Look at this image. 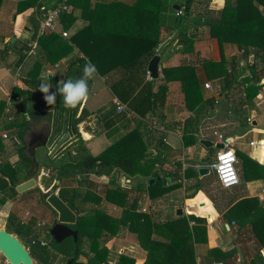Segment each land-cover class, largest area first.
Segmentation results:
<instances>
[{
  "label": "crops",
  "instance_id": "crops-1",
  "mask_svg": "<svg viewBox=\"0 0 264 264\" xmlns=\"http://www.w3.org/2000/svg\"><path fill=\"white\" fill-rule=\"evenodd\" d=\"M19 1L0 0V117H6L7 121L5 120L3 124L10 135L8 139L2 140L4 146L2 151L11 153L7 165L9 166L11 163V168L19 160V153L14 150V147L21 148L20 146H22L18 141V136L22 137L25 145H33V139L45 140L47 131L50 129L52 116L55 114L57 124L59 119L61 124L62 118L65 116L56 107V103L48 105L44 99V93L38 89L33 90L30 85L24 82L22 77H44L46 82L52 86L50 92H55L54 82L57 85L59 81L64 80L65 66L71 58L80 56L84 57L87 62L90 61L88 56H85L78 47L74 46L67 55L56 63H52L45 58L43 48L37 42V46L31 53H28L25 61L19 66L14 65L13 61L16 58L17 50L23 41L30 39L34 26L37 24L33 16L41 17L35 7L17 12ZM43 1H46L45 5H49L48 10L53 8L52 5L55 0ZM144 1L155 3V0H88L91 9L85 13L86 15H83L81 8H76L75 19L67 27L64 26L59 15L55 19V28L53 29L68 39L86 25L92 24L96 34H105L108 38L107 44L98 43L95 47V61L91 63L96 66L97 73L92 78L88 99L83 102V106L90 113L96 112L99 119L94 131H92L93 134L89 137L90 141L81 140L78 147L84 149L86 147L91 154L99 155L112 145L117 137L136 127L135 129L142 134L147 145V154L144 158H150L153 162L152 166H148L145 172L149 173L156 169L158 175L147 174L144 176L139 174L131 179L136 180L140 177V181L133 183L143 182V180L148 182V179L153 177L155 181L160 179L166 185L174 184L158 197L150 198L154 203V210L157 211L154 214L159 215V218H154L152 211L146 208L148 196H145L144 208L136 210L134 223V226L137 227L135 233L138 237L136 244L131 245L129 240H119V242H126L123 250H125L124 247L128 248V251L133 248L132 256L136 260L135 264H143L144 261H149L152 264H174L165 257L169 243L160 233L164 231L162 225L165 221L173 220L177 224V222H183L178 219L184 217L188 219V226L191 229L202 225L206 227L205 229L199 228L196 239H192L197 264H240L238 246L242 250L246 264H264L258 257L262 255L264 258V248L259 250L258 241L251 231L250 225L241 227L238 231L240 221L235 215L228 214V210L233 205L249 197L257 198L256 201H253L250 212L259 206H264V177L261 176L262 168L259 166V164H264V79L257 94L248 100L246 105L247 119L242 122L241 116L233 111L232 99L239 101L245 95L243 93L244 86L238 82L231 86V101L229 98H225L223 94L219 95L217 91L223 82V75H221L223 64L226 63L228 71H231V61L240 60L244 49L240 50L235 42L223 41L221 43L217 37L210 35L208 26H201L198 29L197 38L192 40L187 48L174 49L162 57L157 78H152L149 75L147 55L144 52H138L137 47L139 46L134 44L132 39H124L129 45L125 46V50L120 51L118 56L114 48L116 50L119 48L114 46L113 39L110 37L112 34L121 32L134 35H151L153 31L160 29L161 42L156 48L157 50L177 33V29L169 33L167 30V26L175 14L171 9H167V5L171 1L174 4L173 0H167L166 3L156 0L158 7L163 9L166 6L165 10L159 11L157 14L142 9L141 3L145 4ZM223 5L224 0H198L194 6V13L208 11L210 14L219 15ZM63 31L67 32L66 36L63 35ZM90 39L93 40V38ZM8 43L10 50L7 51L6 45ZM249 57L251 58V55ZM117 61L118 63H115ZM206 61L221 63L209 65L206 64ZM240 64L244 66L245 61L240 60ZM186 65L192 67L197 73L203 100L209 107H206L202 112L195 113L187 106L186 94L182 80L179 78L186 70L180 67ZM109 66L113 67L108 68ZM169 68L170 70L167 72L164 71V69ZM248 74L249 69L244 68L240 78ZM152 80H154L152 92L155 94V106L148 110V104H144L143 99L146 96V85ZM205 82L211 83L212 87L206 88ZM16 87H23L26 90L28 107L50 111L49 115L41 116L33 119L32 122L19 126L22 117L17 118V114L20 106H22L23 96L21 98L12 97ZM115 97L126 104L124 111L119 112L117 110L114 103ZM62 99L63 97L57 93L56 100L60 102ZM25 113L28 112L25 111ZM196 115L199 116L198 131H195L194 128ZM192 116L194 117V135L197 139L200 137L209 138L235 149L238 157L236 167L240 176L238 184L227 188L223 187L215 174L217 182L222 188L215 187V182L209 176L210 172L202 176L199 174L198 168L202 164L200 158L206 157V153L209 155L212 150L207 151L199 145L198 151H196L195 142L197 140L186 144L184 130L187 120ZM110 117L116 118V121L106 125L107 119ZM14 119L17 121L15 126L7 127ZM124 121L126 126L120 128L119 123H124ZM113 128L114 131L108 134ZM19 129L22 131L17 134ZM121 132L123 133L121 134ZM11 133L14 136H11ZM250 133L257 134L258 138L256 140L250 139L247 142L246 137ZM101 136L105 137L104 141ZM160 141H162L161 144H159ZM211 162L208 159L207 163L210 164ZM7 166L4 168L5 170H8ZM210 171L212 170L210 169ZM21 172L26 173L24 166L21 167ZM117 173L113 177L103 176V182L113 186L114 183L111 182V178H115L116 183L123 185V181L127 178L130 179L127 174L120 172L121 176L118 180ZM94 180L100 187L97 176H94ZM196 182L200 184L198 189H194L192 186ZM33 189L29 191L32 192ZM29 191L22 194L18 193L15 199L29 194ZM2 197L3 194L0 192V200ZM13 200L8 198L5 203H0L1 206L4 205L0 214L7 213L5 206L8 205L9 208L11 202H14ZM201 203L203 205H200ZM243 203H241L236 214H242ZM178 208L182 210L181 214L177 213ZM192 214L205 217L206 223L190 220L189 215ZM139 219L145 222L143 229ZM16 220H20L17 215ZM154 222L159 227L157 234L154 231ZM132 226L133 224H129L128 228ZM11 233L17 235L14 231ZM17 237L19 236L17 235ZM108 247L111 248L110 243ZM258 250L259 253H257Z\"/></svg>",
  "mask_w": 264,
  "mask_h": 264
},
{
  "label": "trees",
  "instance_id": "trees-1",
  "mask_svg": "<svg viewBox=\"0 0 264 264\" xmlns=\"http://www.w3.org/2000/svg\"><path fill=\"white\" fill-rule=\"evenodd\" d=\"M166 1L167 0H161V3H166ZM197 1L198 0H173L174 3L180 4V10H174L172 8V1L167 5V9H171L175 13L173 20L169 23V26H167L168 33L177 29L176 38L178 39V43L182 45V48H187L192 40L197 38L198 29L201 26H208L210 35L217 37L221 43L223 41L235 42L240 50L244 49V52L240 57V60L245 61L244 66L240 64V60L237 61L234 59L230 63L231 71H228L226 63L223 64L224 67L221 70L223 82L217 93L219 95L223 94L225 98H229L231 101V86L235 82L244 86L243 93H245V95L241 97L239 101H234L235 99H232V106L233 111L241 116V121L245 122L247 119V102L257 94L258 89L262 85L261 82L264 79V0H224V5L219 11V15L210 14L208 11L205 13H194V6ZM60 2H64L69 6L68 10H63L60 13L61 21L65 27L75 19L76 8H81L83 15L91 9L88 0H55L52 6L55 7ZM144 2L145 4L141 3L142 9L144 8V10L154 12L155 14L166 9V6L164 7L165 9L158 7L156 0L155 3L148 1ZM45 3L46 1L43 0H20L17 12H22L29 7H35L37 13L41 15V13L45 12L49 6L47 4L45 5ZM260 6H262V8H260ZM33 18L36 19L37 24L34 26V31L30 39L28 41H23L19 50H17L16 58L13 61V64L16 66L21 65L25 61L28 51L31 48V41L36 39L38 44L43 48L45 58L52 63H56L62 57L67 55L74 46L78 47L85 56H88L89 60L94 63L96 45L98 43L101 45L108 43L107 36L105 34H96L93 30L92 24L86 25L68 39L50 29H47L42 35L38 36L40 20L35 16H33ZM160 32V29L153 31L151 35H134L120 32L119 34H112L110 37L113 39L114 46L119 48H117L118 50L114 48L117 54L120 51L125 50V46L129 45L124 39L130 38L134 44L139 46L137 47L138 52H144L149 60L156 52V48L161 42ZM90 38H93V40ZM116 39L120 40L117 41ZM6 49L7 51L10 50L9 43L6 45ZM250 55L251 58L249 57ZM120 61L122 60L120 59ZM86 63L87 61L84 57L78 56L71 58L65 66L64 80L69 77H81L83 75V67ZM115 63H118V61ZM219 63L221 62L206 61V64L209 65H218ZM188 66L189 65L180 67L185 68L186 70L179 77L182 80L183 89L186 94V103L195 113L202 112L207 107V103L203 100L197 73L192 67ZM111 67L113 66H109L108 68ZM243 67L249 69V74L240 78V74H242L244 70ZM168 70H170V68L164 69L165 72ZM22 79L30 85L33 90H39L40 84L46 81L44 77L23 76ZM91 81L92 79L88 81L89 91ZM153 83L154 80L147 84L145 88L146 96L143 101L144 104H148V110L155 106V94L152 92ZM54 87L56 91L55 82ZM21 96H23L22 106H20L17 114V118L22 117L19 126L32 122L41 116L49 115L50 111L28 107L26 90L23 87H16L13 91L12 97L21 98ZM119 97L121 98V95ZM55 103L56 107L60 109L62 114L66 115L67 120L73 124L77 123L81 118L90 113V111L83 106V103L74 109L65 108L63 105V99L60 102L56 100ZM25 111L28 113H25ZM193 119V116L189 117L186 122L184 130L186 144H190L197 140L196 135H194ZM115 121L116 118L110 117L107 119L106 125H110ZM16 122V119H14L7 125V127L15 126ZM21 131L22 129H19L17 134L21 133ZM113 131L114 128L110 130L108 134H111ZM11 136L14 135L11 133ZM146 147V142H144L141 133L137 130L129 131L99 155L91 154L85 147L87 157L84 160H79L77 163L64 164L61 169L57 171L56 180L59 179L61 184L57 185L54 183L53 186H51V190H55L58 186L57 192L59 196L72 209L78 213H82L79 215L77 221V227L80 229V236L77 241H74L73 238H69L61 243H57L53 241L54 239H51L50 242L44 244L41 242L40 234L45 230L49 231L51 227L50 225L41 228L38 226L37 219L35 218H30L26 221L16 220L15 213L11 212L9 214V227H12L13 231L19 236H24L23 240L28 238L40 239L34 240L29 248V252L35 264H54L59 253L64 254L65 257L71 256L72 259L77 260L82 253V244L85 241L89 242L90 250L87 264L136 263L134 257L128 256L124 253L119 254L116 262H111L109 259L110 249L106 244H100V238L103 235L107 236L109 234H115L118 231L119 226L128 221H130V224H133L131 228L137 230V227L134 226L135 212L145 200V196L156 198L174 186V184L166 185L160 179L153 183H131L130 186L127 187H123L120 183L116 182L114 185L112 184L113 186H109V183H104L102 187L103 190L101 188V192H97L95 188L98 186L96 182L91 179L90 175L94 174L97 177H113L115 173L119 171L127 174L130 178L137 177L139 174L144 176L147 174L157 176L158 171L156 169H149L151 171L146 173L147 166L140 165V157H144L147 154ZM2 149H4V146L2 140H0V156L3 160L0 164V192L3 194V197L0 200L1 204L5 203L8 198H17V192L15 191L14 185L10 184V179H12L13 182H17L22 177L27 176V173L23 174L21 172L18 163L10 173L4 169L9 164L8 158L11 153L5 152V150H3V152ZM17 149L21 153L20 160L23 161L25 164L24 166L28 165L29 159L23 155V147ZM259 166L262 168L261 176L264 177V164H259ZM71 176L79 177L78 182L81 184L80 186L82 188H84L83 185L86 186L84 191L80 186L63 184L65 179H68ZM176 185H178V183H176ZM194 185L197 189L200 188L199 182H196ZM36 190L40 192L41 201L47 204L45 199L50 191L42 192L39 187H35L32 192ZM256 200V197L245 198L241 202L233 205L228 210V214L235 215L238 221H240L238 231L241 227L250 225L251 231L254 233V236L258 241L260 250L261 248H264V206H259L253 212L251 211L252 213L249 211L253 206V201ZM241 203L244 204L242 214H236L240 209ZM109 205L120 207V215L109 212ZM250 213L251 215H249ZM180 218L181 219L178 220H182L183 222H177V224H175L173 220H167L163 223L164 225H162L164 231L163 233H160V235L165 237L169 243L165 252V257L174 264H197L192 239H196V236L199 233V228L205 229L206 227L205 225H202L191 229L188 226V219L184 217ZM189 219L206 223L205 217L196 216L194 214L189 215ZM139 223L143 229L145 227V222L139 219ZM154 228V231L157 234L159 227L155 222ZM188 241L190 242L188 243ZM259 250L257 253H259ZM258 257L260 258L261 263H264L262 255H259ZM143 264L152 263L144 261Z\"/></svg>",
  "mask_w": 264,
  "mask_h": 264
},
{
  "label": "water",
  "instance_id": "water-1",
  "mask_svg": "<svg viewBox=\"0 0 264 264\" xmlns=\"http://www.w3.org/2000/svg\"><path fill=\"white\" fill-rule=\"evenodd\" d=\"M172 7L175 10L181 9L180 4L178 3H174ZM180 47L181 44H178L176 35H173L165 43H163V45L159 47L149 59V75L152 78H157L159 73V63L162 57L168 55L174 49H179ZM198 117L199 116L196 115L194 121L195 131H198ZM98 119V114L94 112L84 116L77 123L73 124L67 120L65 115L64 118H62L61 124L60 119L57 124L54 114L51 119L50 129L47 131L48 134L46 139L41 143L25 145L22 137L18 136V141L20 142V145H22L19 146L23 147V155L29 159V164L24 166V170L28 175L22 177L17 182H13L12 179H10V183L14 185L17 193L19 194L25 193L35 187H39V189L43 192L50 191L45 200L57 214V221L51 226L49 233L57 241H62L65 237L70 235H74L75 239H77L78 232L76 229H73L71 225L76 224L78 215L77 212L59 196L56 190H51V187L45 188L40 184V174L46 168L58 171L64 164L77 163L79 160H84L87 157V154L83 153L82 149L78 150V145L81 140L89 139V137L93 134L92 131H94ZM161 143L162 141L159 142V144ZM199 145L207 151L213 147H224V143L216 142L205 137H200L195 142V147L197 148L196 151H198ZM207 161V156L200 158V163L202 164L198 168V172L201 176L210 172V167L208 166ZM120 176L121 174L118 171V180H120ZM154 181L155 178L153 177L148 179V183H153ZM200 205H203V203ZM177 213L181 214L182 210L178 208ZM32 242L31 238L22 241L7 229L0 228V252L5 256L10 264H35L29 252L30 244ZM237 248L240 264H246L241 248L239 246Z\"/></svg>",
  "mask_w": 264,
  "mask_h": 264
},
{
  "label": "rangeland",
  "instance_id": "rangeland-1",
  "mask_svg": "<svg viewBox=\"0 0 264 264\" xmlns=\"http://www.w3.org/2000/svg\"><path fill=\"white\" fill-rule=\"evenodd\" d=\"M32 42L33 41H31V43ZM181 48H182V45H181ZM129 125H131L130 122H129ZM119 126H120V128H123L124 126H126L125 121H124V123L123 122L119 123ZM135 128H133L131 131L136 130ZM122 133L123 132H121V134ZM121 134H119V135H121ZM122 136H120V137H122ZM120 137H117L116 140H118ZM257 138H258L257 134L250 133V135H248L246 137V141L249 142L250 139L256 140ZM101 139L104 141L105 137L101 136ZM116 140H114V142ZM83 141H85V142L87 141L88 142V141H90V139H83ZM14 150L19 153V160H18L17 163H18V167L21 168L22 166L25 165L23 163V161L20 160L21 153L19 152V150L16 147H14ZM211 150L212 151L209 152V155L206 153V156L208 157L209 162L214 161L215 155H216V152H217L218 148L217 147H213V148H211ZM139 162H140L141 166L143 165V166H147V167L148 166L150 167L153 164V162L151 161L150 158H144L143 156L140 157ZM17 163L14 165L13 168L16 167ZM7 168H8V170L7 169L6 170L8 172L12 171L13 168H11V163H10L9 166H7ZM90 176H91L92 180L95 181L94 180V176L95 175L91 174ZM209 176H211L212 177V181L215 182V184H214L215 187L222 188V187H220V185L217 182L214 170L210 171ZM127 179H129V178H127ZM130 179H129V181L128 180L123 181L125 184L123 183V185L121 184V186L127 187V185L130 186L129 184L133 183L134 181H140V177H138L136 180H133V179L130 180ZM111 180H112L111 181L112 183L116 182L115 178H111ZM52 181H53L52 178L43 177V179H41V181H40V184L42 186H44L45 188H48V186L51 184ZM97 182L101 186L97 187L95 189H96L97 192H99V191L101 192V188L103 187V184H104V182L102 180V177H97ZM142 183H146V182L143 180ZM63 184L64 185H69V186H80L81 185L75 178H71V179L65 180L63 182ZM187 185H189V183H187ZM51 186H49V187H51ZM192 186L194 187V189L197 188L195 185H192ZM83 187L84 188L81 187V189L84 191L86 186L83 185ZM102 190H103V188H102ZM15 191H16V189H15ZM28 193L29 194H27V195H25V196H23V197H21L19 199H14L13 200L14 202H11L12 204H11V206H9V208H8V205L5 206V210H7V213L6 214H0V228L4 227L5 229L10 230L11 232L13 231V228L9 227L8 221H7V217H8V214L10 212H14L17 215V218L20 219V220H23V221H26V220H28L30 218H35V219H37L36 221H37V223L40 224L41 227L42 226L44 227L46 225H51L52 224V222H53V220L55 218V214H54V211L51 209V207L48 206L47 204H45V202L39 200L40 196H39V193H38L37 190L33 191V192H28ZM17 195H18V193L16 194V196ZM145 201L143 202V204L141 203L139 209L142 210L144 208V206L146 204ZM2 206H4V205H2ZM2 206L0 205V210H3L4 207H2ZM153 207H154V203L152 202V199L148 198V203L146 204V208L148 210L152 211V214L157 213V211L154 210ZM108 211L111 212L112 214L114 213V214L120 215L121 208L117 207V206H114V205H109L108 206ZM153 216H154V218H159V215L154 214ZM129 222L130 221L125 222V224L123 223L122 225H120L118 231L115 234H109L107 236L103 235L100 238V244H106V245L109 246V243H110V245H111L112 250L109 247L110 248L109 259L111 260V262H116L118 260L119 254H121V253H124V254H127L128 256L133 257L132 256L133 255L132 254L133 253L132 252L133 248L131 249V251H128V248L124 247L125 250H126L125 251V250H123V246H124V244L126 242H123V243L119 242V240L120 241L121 240H126V241L129 240L131 245H135L136 244L138 237H137V235L135 233L136 232L135 230H133L132 228H128V225L130 224ZM19 237L22 240L24 239L23 238L24 236H22V237L19 236ZM40 237L42 238L43 241H47L50 238L49 231L48 230L43 231L40 234ZM89 256H90L89 242L85 241L82 244V253L80 254V256H79L78 260L75 262V264H87V260H88ZM0 264H10L7 261V259L5 258V256L1 252H0ZM61 264H64V262H62ZM100 264H107V263H100Z\"/></svg>",
  "mask_w": 264,
  "mask_h": 264
},
{
  "label": "built area",
  "instance_id": "built-area-1",
  "mask_svg": "<svg viewBox=\"0 0 264 264\" xmlns=\"http://www.w3.org/2000/svg\"><path fill=\"white\" fill-rule=\"evenodd\" d=\"M69 6L62 2L57 6L46 9L45 12L41 13L40 25L38 29V36L42 35L47 29L53 30L55 28L56 18L60 15L63 10H68ZM39 15V14H38ZM63 35L66 36L67 32L63 31ZM37 39L33 40L31 43V49L28 53H31L33 49L37 46ZM204 86L206 88H211L212 85L209 82H205ZM114 103L119 112L124 111L126 109V104L123 103L118 97L114 98ZM6 117H0V140H5L9 138L8 131L4 128V121ZM7 121V120H6ZM238 161V157L235 149L229 146H224L220 148L215 155L214 161H212L208 166L211 170L215 171V174L223 187H231L236 185L240 181V176L236 167V163ZM3 162L2 157L0 156V164ZM15 164H13L14 166ZM53 171L50 168H46L42 171L41 178L44 176H48L50 172ZM129 181V179H127ZM234 223V221H233Z\"/></svg>",
  "mask_w": 264,
  "mask_h": 264
},
{
  "label": "clouds",
  "instance_id": "clouds-1",
  "mask_svg": "<svg viewBox=\"0 0 264 264\" xmlns=\"http://www.w3.org/2000/svg\"><path fill=\"white\" fill-rule=\"evenodd\" d=\"M97 73V68L91 61H88L83 67V75L79 78L69 77L61 80L56 85V91L50 92L51 85L42 82L39 90L44 93V99L48 105L56 102V95L59 93L63 97V105L67 109H74L88 99L89 87L88 81Z\"/></svg>",
  "mask_w": 264,
  "mask_h": 264
},
{
  "label": "flooded vegetation",
  "instance_id": "flooded-vegetation-1",
  "mask_svg": "<svg viewBox=\"0 0 264 264\" xmlns=\"http://www.w3.org/2000/svg\"><path fill=\"white\" fill-rule=\"evenodd\" d=\"M43 140H41V141H38V140H35V139H33L32 140V142H33V144L35 143H38V142H42ZM29 145H32V144H29ZM79 146V145H78ZM83 150L82 152L83 153H85V149L84 148H79L78 147V150ZM83 153H80V154H83ZM44 177H47V178H52L53 179V181L51 182V184H50V186L52 185L53 186V184L54 183H56L57 185L58 184H61L60 183V180L58 179V180H56V177H57V171H55V170H53V171H51L50 172V174L48 175V176H44ZM71 178H75L77 181H78V179H79V177L78 176H71V177H69L68 179H71ZM41 179H43V177L41 178ZM56 191L58 190V186L56 187V189H55ZM43 192V191H42ZM39 193V196H40V192H38ZM39 200L41 201V196H40V198H39ZM52 209V208H51ZM53 210V209H52ZM77 212V211H76ZM54 214H55V218H54V220H53V222H52V224L50 225V226H52V225H54L55 223H56V221H57V214L55 213V211H54ZM80 214H82V213H78L77 212V218H79V215ZM77 221H78V219H77ZM38 226L39 227H41L40 226V224L38 223ZM47 226V225H46ZM46 226H44V227H46ZM71 227L73 228V229H76L77 230V232H78V236H77V239H75V236L74 235H70V236H68V237H65L62 241H57V240H55L51 235H50V238L47 240V241H43L42 240V238L40 237V239H41V242L42 243H47V242H50L51 241V239H54L53 241H55V242H57V243H61V242H63V241H65L66 239H69V238H73V240L74 241H77L78 239H79V236H80V229L77 227V222H76V224H73V225H71ZM41 228H43V226L41 227ZM51 228V227H50ZM19 238V237H18ZM32 239V238H31ZM40 239H32V241H34V240H40ZM22 240V239H21ZM22 241H24V240H22ZM78 260V259H77ZM77 260H74V259H72L71 258V256L69 257H65L64 256V254H62V253H59L58 254V257L56 258V260L54 261V264H61L62 262H64V264H75V262L77 261Z\"/></svg>",
  "mask_w": 264,
  "mask_h": 264
},
{
  "label": "bare ground",
  "instance_id": "bare-ground-1",
  "mask_svg": "<svg viewBox=\"0 0 264 264\" xmlns=\"http://www.w3.org/2000/svg\"><path fill=\"white\" fill-rule=\"evenodd\" d=\"M4 258V257H3Z\"/></svg>",
  "mask_w": 264,
  "mask_h": 264
}]
</instances>
